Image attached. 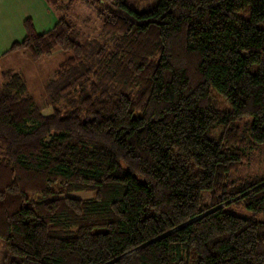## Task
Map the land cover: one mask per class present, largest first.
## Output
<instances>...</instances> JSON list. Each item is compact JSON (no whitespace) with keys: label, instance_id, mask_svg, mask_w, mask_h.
Segmentation results:
<instances>
[{"label":"trees","instance_id":"16d2710c","mask_svg":"<svg viewBox=\"0 0 264 264\" xmlns=\"http://www.w3.org/2000/svg\"><path fill=\"white\" fill-rule=\"evenodd\" d=\"M44 1L65 16L8 52L70 57L49 115L4 75L1 264H264V170L236 177L264 145V0ZM77 1L102 5L98 39Z\"/></svg>","mask_w":264,"mask_h":264},{"label":"rangeland","instance_id":"374dc122","mask_svg":"<svg viewBox=\"0 0 264 264\" xmlns=\"http://www.w3.org/2000/svg\"><path fill=\"white\" fill-rule=\"evenodd\" d=\"M129 8L136 12H144L153 9L156 6L154 0H125ZM54 11V10H53ZM55 12V11H54ZM103 7L100 3H85L77 1L72 10L67 14V19L72 25L73 31L80 42L87 40H96L101 36ZM58 20L65 16L63 12L57 11ZM18 57H10L6 63H0V86L5 82L1 71L7 66L14 72L23 75L30 93L34 96L35 102L43 109L45 115H49L52 111L47 105V84L55 78L60 65L70 57V54L55 50L51 57L33 60L29 54L20 52ZM264 170V145L255 151L249 152V160L243 169L236 176L237 178H245L261 174ZM78 198H90L92 193L81 192L72 194ZM208 203V201H205ZM240 215H250L246 210H236ZM2 242L0 241V264L2 263Z\"/></svg>","mask_w":264,"mask_h":264},{"label":"crops","instance_id":"0c3cea01","mask_svg":"<svg viewBox=\"0 0 264 264\" xmlns=\"http://www.w3.org/2000/svg\"><path fill=\"white\" fill-rule=\"evenodd\" d=\"M27 19L32 20L37 32L46 33L57 24L58 14L44 0H0V63L3 65L13 55L18 57L20 52H25L24 50L8 51L14 43L24 40L26 35L24 22ZM11 71L14 72L7 66L1 74L4 77ZM3 84L0 86V91Z\"/></svg>","mask_w":264,"mask_h":264}]
</instances>
